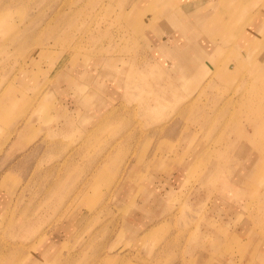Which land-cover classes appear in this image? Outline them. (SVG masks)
I'll return each instance as SVG.
<instances>
[{
  "label": "rangeland",
  "instance_id": "obj_1",
  "mask_svg": "<svg viewBox=\"0 0 264 264\" xmlns=\"http://www.w3.org/2000/svg\"><path fill=\"white\" fill-rule=\"evenodd\" d=\"M173 1L0 0V264H264V0Z\"/></svg>",
  "mask_w": 264,
  "mask_h": 264
},
{
  "label": "crops",
  "instance_id": "obj_2",
  "mask_svg": "<svg viewBox=\"0 0 264 264\" xmlns=\"http://www.w3.org/2000/svg\"><path fill=\"white\" fill-rule=\"evenodd\" d=\"M148 1H151V0H148ZM206 2H204V4H203V2H202V0H191L190 2H184V3H182V4H180V10H182V12H184V11H188V10H190V12H192L193 14H192V18H193V22H192V24L194 25L195 23H197V24H199L200 26H198L199 28L201 27V28H203L202 26H203V24H205V26H208L210 23H208L207 21H208V16H207V14H208V11H204V12H202L203 13V15L202 16H199V17H197V18H195L196 17V15H198L197 13L199 12V11H201V10H203L204 9V7H206L207 5V7H210L211 6V3H210V0H205ZM164 4L165 3H160V1L159 2H156L155 1V4L152 6V7H154V9H159V7L160 8H164V10H167L166 8V6H164ZM206 5V6H205ZM147 6H151V5H147ZM146 5H145V8L147 7ZM147 8H149V7H147ZM169 8V7H168ZM155 10V11H156ZM169 12H172V7L171 8H169V10H168ZM165 12V11H164ZM173 12H174V9H173ZM204 13H206V14H204ZM184 14V13H183ZM181 15L182 17H178V19L176 18V17H174V19H177L179 22H181V23H183V19H185L186 17H188L186 14H184V15ZM170 15H172V13H170ZM209 17L211 18V16L209 15ZM158 20V19H157ZM177 20H175V21H177ZM211 20V19H210ZM144 24V23H143ZM184 26V25H183ZM195 26V28H196V25H194ZM197 29V28H196ZM153 33V32H152ZM154 35V40L156 41H154V43H155V49H159L158 51H156V53L160 56V54H162L163 56H164V59H165V62H168V61H170V60H172V49H171V46L170 47H168V45H172V36H167V38L164 40V38H163V36H158V34H153ZM187 35H189V33H187ZM188 39H189V37H187ZM191 40L193 39V38H190ZM180 40H182V38L180 39ZM197 40V39H196ZM149 41V40H148ZM192 41H195V40H192ZM178 42V41H177ZM176 44H178V43H176ZM158 59V58H157ZM178 59V58H177ZM159 61V60H158ZM160 62V61H159ZM162 62V61H161ZM160 62V63H161ZM162 65H165V66H168L166 63H164V62H162ZM171 67H172V62H171V64H169ZM92 80H93V77H92ZM111 97V96H110ZM100 100V99H99ZM102 100V99H101ZM106 101V100H105ZM105 101H99V103H98V107H101L103 104H104V102ZM105 103H108V102H105Z\"/></svg>",
  "mask_w": 264,
  "mask_h": 264
},
{
  "label": "bare ground",
  "instance_id": "obj_3",
  "mask_svg": "<svg viewBox=\"0 0 264 264\" xmlns=\"http://www.w3.org/2000/svg\"><path fill=\"white\" fill-rule=\"evenodd\" d=\"M176 1V0H175ZM175 1H173L174 3H177V2H175ZM180 1V0H179ZM206 6V5H205ZM208 6V5H207ZM204 7V11H207V10H209L210 8L209 7ZM139 11H137L136 13H135V15L138 17V19H136L137 21H140V16L142 15V12L140 11L141 10V8H139L138 9ZM203 11V12H204ZM82 12V11H81ZM197 17H199V15H196V17L195 18H197ZM187 18V17H186ZM186 20H187V22L188 23H186ZM136 21V22H137ZM183 22H185L186 23V25L188 26H183L182 27V29L184 30V34H187L186 32H188V33H190V30L193 32V34L196 32V28H195V26L192 24V22L189 20V19H185V21H184V19H183ZM132 23H133V21H132ZM184 24V23H183ZM217 29V27H213L211 30H216ZM137 30H139L140 31V35L138 34V40H145V41H148V37H149V35H147V33H144L143 31H145V29L144 30H140V28H138ZM136 30V31H137ZM183 30H181V31H183ZM210 30V31H211ZM139 31L137 32V33H139ZM210 31H208V36H213L215 33H212V34H210ZM210 34V35H209ZM199 36V34L198 33H195L193 36H189L190 38H193V39H198L197 37ZM208 36H206V37H208ZM204 40L206 39V38H204V37H202ZM204 40L201 42V43H199L200 45H201V47H205V43H204ZM208 40V39H207ZM206 40V41H207ZM189 41H192L191 39L189 40ZM145 43V42H144ZM203 43V44H202ZM201 50H203V49H201ZM182 57V56H181ZM184 59H186L185 57H183ZM192 67H193V64H192ZM254 106H257V105H254ZM264 125V117L262 118V120L260 121V126H263ZM254 128V132H258V127H253ZM259 158V157H258ZM263 161H264V157H261L260 158V160H259V163H258V166L257 167H260V165L261 164H263ZM262 166V165H261ZM251 169V168H250ZM248 174V173H247Z\"/></svg>",
  "mask_w": 264,
  "mask_h": 264
}]
</instances>
